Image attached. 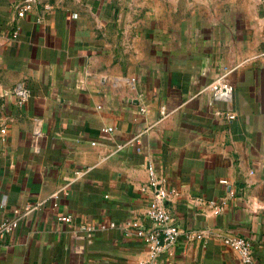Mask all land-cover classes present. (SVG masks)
<instances>
[{"label": "crops", "instance_id": "crops-1", "mask_svg": "<svg viewBox=\"0 0 264 264\" xmlns=\"http://www.w3.org/2000/svg\"><path fill=\"white\" fill-rule=\"evenodd\" d=\"M21 1L0 0V222L32 207L0 234V264L146 259L128 229L151 224L149 161L181 227L207 234L158 264H245L212 236L227 230L264 264V0H38L19 16ZM218 76L235 89L212 104Z\"/></svg>", "mask_w": 264, "mask_h": 264}, {"label": "built area", "instance_id": "built-area-1", "mask_svg": "<svg viewBox=\"0 0 264 264\" xmlns=\"http://www.w3.org/2000/svg\"><path fill=\"white\" fill-rule=\"evenodd\" d=\"M38 0H22L18 3V15L24 16L26 12L32 8L33 4ZM17 35V31H15ZM210 88V103H215L218 100H230L233 96L235 85L232 81L218 76L209 85ZM14 92L18 95L19 101L22 103L28 99L30 95V89L25 84H19L14 87ZM165 106L162 111H165ZM216 114H225L230 119L237 116L234 111H223L217 109ZM104 131H111L114 129L113 125L103 126ZM2 137L5 139L7 134L6 124L0 126ZM149 179L148 182L142 185L141 189L144 192L151 194L149 202L146 208V215L150 219L151 224H146L139 218H135L131 221V225L128 229V233H133L142 238L147 244L146 259H142L138 264H158L160 255L167 249L177 243L182 235L186 238H202L207 235L205 230H184L171 210L167 206V199L170 195V189L167 185V178L158 171L153 161H149L147 164ZM81 170H77V173H81ZM62 193H67V189L62 187L52 194L53 203L58 205V199ZM209 204L214 208L216 213H220L224 208V203H218L216 201H210ZM32 207L31 203H27L24 208L17 207L14 209L12 215H7L0 222V234L5 235L11 233L19 225L26 211ZM58 219L63 221H72V213H59ZM114 225V223H111ZM88 230L96 229L95 225H86ZM213 237L218 238L224 245L234 250L241 261L245 264H250L254 260V250L251 240L243 235H239L233 231H224L218 233H212Z\"/></svg>", "mask_w": 264, "mask_h": 264}]
</instances>
